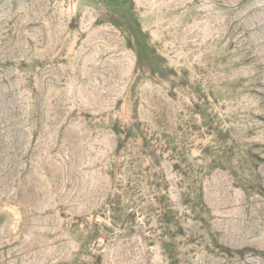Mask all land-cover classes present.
<instances>
[{
  "label": "rangeland",
  "instance_id": "1",
  "mask_svg": "<svg viewBox=\"0 0 264 264\" xmlns=\"http://www.w3.org/2000/svg\"><path fill=\"white\" fill-rule=\"evenodd\" d=\"M0 264H264V0H0Z\"/></svg>",
  "mask_w": 264,
  "mask_h": 264
}]
</instances>
